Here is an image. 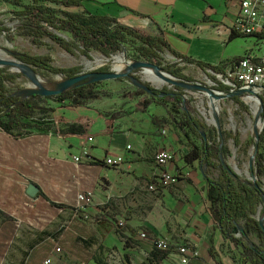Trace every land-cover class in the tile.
<instances>
[{"label": "crops", "instance_id": "crops-1", "mask_svg": "<svg viewBox=\"0 0 264 264\" xmlns=\"http://www.w3.org/2000/svg\"><path fill=\"white\" fill-rule=\"evenodd\" d=\"M14 1L0 0V19L18 7ZM86 10L162 38L182 57L225 70L238 57L264 58V39L233 32L238 7L232 0H84V8L68 9ZM238 44L244 48L236 50ZM166 50L173 62L201 71ZM66 110L37 115L40 127L15 132L19 137L0 130V264H42L49 256L55 264H97V258L105 264H182L184 247L197 252L186 255L189 264H252L215 222L208 166L191 160L192 146L202 143H180L167 104L131 109L116 121L91 106ZM74 126L84 127L77 135L69 133ZM84 145L93 162L77 165L74 158ZM162 149L172 153L165 170L178 182L152 193L147 187L160 176L154 157ZM119 156L125 160L119 169L104 164ZM32 184L39 188L36 198L27 194ZM88 194L92 200L85 206L78 197ZM113 213L126 221L124 238L110 223ZM142 232L168 242L161 261L140 240Z\"/></svg>", "mask_w": 264, "mask_h": 264}, {"label": "trees", "instance_id": "trees-1", "mask_svg": "<svg viewBox=\"0 0 264 264\" xmlns=\"http://www.w3.org/2000/svg\"><path fill=\"white\" fill-rule=\"evenodd\" d=\"M33 4L17 13V16L26 18L29 22V28H25V35L29 36L34 45H40V40L44 37H49L53 42L57 43L61 48L74 54L77 48L76 42L82 46L81 54L86 58H91L92 50L100 52L106 58H111L114 54L123 49L122 44L126 42L128 37L140 41L144 45V50L147 56H151L152 61L159 60V52L164 48L171 51L177 58L182 59L189 64H195L202 71L210 70L215 74H225L224 67H216L200 61H193L182 57L175 53L169 45L158 37H151L117 23L106 15H97L84 11V13L68 11L71 8H84V0H30ZM14 5L20 7L19 1H14ZM46 25L47 27H44ZM48 28L57 31L69 33L74 42L68 41L60 37ZM10 32V29L5 27L0 20V36ZM234 35L232 40L237 38ZM258 38L264 39V36ZM13 56L21 63L32 66L39 70L47 71L54 75H63L66 78H72L81 73V67L73 68H57L51 65L52 59L50 56L38 57L27 54L12 53ZM243 57L233 59L239 61ZM158 64V63H157ZM159 65V64H158ZM172 77L186 82H194L191 78L182 74L181 69H164ZM96 72H109L108 68H101ZM16 76L8 74L6 67L0 68V130L14 137L21 136L19 130H27L30 128L40 127L39 119L36 117L38 111L48 112L40 109L38 100L42 97L32 96L29 99H17L6 95V82L14 81ZM213 79V78H212ZM85 84L74 88L73 90L60 95L62 100H67L68 94H75L80 97H87L81 91ZM180 89V88H179ZM181 90V89H180ZM184 90V89H183ZM213 90L223 94H230V88L222 83H217ZM166 95L161 97V93ZM157 95H153L151 101H146L143 108L148 107L151 103L162 104L166 106L168 97H173L174 103L182 106L185 102L182 94L168 93V90L156 91ZM171 94V95H169ZM89 96V95H88ZM263 102V111L261 120L264 123V98H260ZM236 104H239L245 111H249L241 97H232ZM75 105V103L73 104ZM124 112H115L107 116L109 121H116L123 117ZM172 117V116H171ZM184 132L187 128L194 135H198L201 129H206V125L195 120L188 110L184 112V121L182 125H177ZM84 126H74L69 128V133H76ZM189 136L188 134L186 135ZM228 138H233L235 146L241 145L239 135H227ZM202 138V146H192L191 160L203 161L210 169H220L221 176L215 180L207 177L208 190L207 199L215 214L214 220L221 228L222 233L227 239L232 241L236 246L241 247L244 252V260L250 259L252 264H264V190L261 179L264 177V129L259 136L258 153L255 159V166L252 169V174L257 177L253 183L243 182L239 176H234L231 172L224 169L221 165V157L226 160L230 156V151L222 145L215 146V138L217 137L215 129L210 130L209 137ZM254 145V139L250 141L245 148V152L249 147ZM259 216V219H257ZM98 220V219H96ZM107 220V218H104ZM240 221L244 222V226L240 227ZM263 221V225H261ZM117 228V227H116ZM117 232L124 238L123 233L117 229ZM240 234V238L235 236ZM252 235H257L261 244L252 242ZM167 252V251H166ZM166 252H162L155 248L153 255L156 261H161ZM159 254V255H156ZM97 264H105L99 258L96 259Z\"/></svg>", "mask_w": 264, "mask_h": 264}, {"label": "rangeland", "instance_id": "rangeland-1", "mask_svg": "<svg viewBox=\"0 0 264 264\" xmlns=\"http://www.w3.org/2000/svg\"><path fill=\"white\" fill-rule=\"evenodd\" d=\"M21 3L22 6H20V8L12 7V10L6 12L0 19L4 23L5 27L10 29L9 33L0 36V59L6 58V61L25 65L17 60L12 53L17 52L38 57L50 56L52 59V66L57 68L81 67V73L96 72L101 68H108L109 71H111L117 70L119 67H122V72L124 73L126 72V68L129 64L147 62L161 67L164 75L169 77L172 76L164 69H181L183 75L194 81L192 82L193 84L202 85L212 91H215L213 90V87H216L217 83H222L220 75L215 74L210 70H193L192 67L182 66L178 62H173V58H171L165 48L159 52L158 62L152 61L151 56L146 55L144 45L140 41L131 37H128L126 42L122 44L123 49L114 54L111 58H106L96 50L91 51L90 59L86 58L80 52L82 46L79 42H76L77 48H75L74 54H70L61 48L49 37L42 38L40 40V45H34L31 38L25 35V28H29V22L26 18L17 16L18 12L29 7L32 2L30 0H21ZM44 27L47 26L44 25ZM48 30L53 31L68 41L74 42L72 36L67 32L57 31L51 28H48ZM242 48L244 47L239 46V44L235 46L236 50ZM117 58H121L122 62L118 63L116 61ZM25 66H27L29 70L45 77L49 84L44 88L49 90H55L59 83L67 79L63 75H54L47 71L36 69L32 66ZM6 68L8 69V74L16 76L14 81L6 82V95L8 97L21 100L28 99L31 92L38 90V87H33V81L28 75L22 72L21 69L15 67ZM144 75L145 74L142 73V71L132 73V76L141 78L144 85H153L147 81ZM171 79L176 82H180V80L174 77ZM153 87L157 88L158 91H164L167 89L168 93L182 94L185 100L182 106L175 104L172 99L173 97L170 96L166 102L173 114V117L175 118L173 123L175 127H177V125H182L185 110H188L195 120L207 127L206 129H201L199 136L194 135L186 128L185 133L190 136L188 138L186 134L183 133V130L179 128L180 143H196L200 145L203 142L200 134L203 138H207L209 137L210 130L215 129L217 137L215 138V142L213 141V144L215 146L222 145L227 147L230 151V156L224 160V163L226 165H230L237 172L243 182L253 183L257 180V177L252 174V169L255 166V159L257 155L255 145H251L247 152H245V148L250 141L255 139V132L261 131L263 122L261 120L259 123L257 118L261 109L260 104L258 110L255 112L254 103L248 101V98L251 95H244L241 98L242 102L249 107V111H245L239 104H236L233 100H231V98L226 97V94L218 91H215V95L223 98H214L209 94L200 91L180 90L169 83L160 87L153 85ZM81 91L87 96L86 98L76 96L75 94H68L67 97H69V99L67 100H62L60 96L52 98L42 97L37 103L40 109H44L45 111H54L56 109H63L67 111L66 107L81 108L91 106L104 116H110L119 111L126 112L138 107L143 108V104L146 101H151L152 99L150 94L136 87L130 78L105 81L96 84H85ZM253 97L260 100V97ZM262 97L264 98V94ZM212 102H214L213 104L219 108L218 113H213ZM74 103L75 105H73ZM44 113L45 112L41 111L37 113V115L40 117ZM230 133L232 135H239L241 141V145L239 147L235 146L233 138H228L227 135ZM262 155L264 157V151L262 152ZM252 160L253 163L251 164ZM206 171L207 175L215 180L219 179L221 176L220 169L208 168ZM261 182L264 190V177L261 179ZM115 217V213L110 214L108 217L113 226L117 227V223L119 222L124 223L126 226V221L123 218L119 217L118 220ZM257 219H259V216H257ZM239 225L240 227H243L244 222L240 221ZM236 235L238 236L237 238H240L239 233H236ZM251 240L255 244H261L257 235H252Z\"/></svg>", "mask_w": 264, "mask_h": 264}, {"label": "built area", "instance_id": "built-area-1", "mask_svg": "<svg viewBox=\"0 0 264 264\" xmlns=\"http://www.w3.org/2000/svg\"><path fill=\"white\" fill-rule=\"evenodd\" d=\"M238 7L237 19L233 26V32L243 37H259L264 36V0H232ZM220 75L222 84L230 88V92L234 93L240 90H251L253 95L261 98L264 94V58L257 59L251 55L244 56L239 61H232L229 69L225 70V74ZM166 134V131L163 132ZM131 147L128 146V150ZM173 159L172 153L169 150L162 149L154 157V161L160 170V176L156 184H149L148 190L152 193L159 192V187L167 185H175L178 182L177 177L170 175L165 167ZM74 161L77 165L93 162L89 146L84 145L81 149V156L75 157ZM125 160L123 157H107L104 164L110 169H119ZM78 200L81 204L88 206L91 204L92 195H80ZM85 208L81 207L80 210ZM85 219H89L88 216ZM117 229L125 232L126 226L124 223H117ZM140 240L144 243H149L153 248H157L162 252L169 250L167 241L153 236L147 232H142L139 235ZM182 255V264H189L190 258L197 256V252L191 247L179 249ZM42 264H55L53 257H46Z\"/></svg>", "mask_w": 264, "mask_h": 264}, {"label": "water", "instance_id": "water-1", "mask_svg": "<svg viewBox=\"0 0 264 264\" xmlns=\"http://www.w3.org/2000/svg\"><path fill=\"white\" fill-rule=\"evenodd\" d=\"M4 67H15L21 69L22 72H24L26 75L29 76V78L32 80V77L28 73V68L25 65H21L15 62H10V61H4L0 59V68ZM154 70L155 73L159 76H162L164 74L163 69L155 64L147 63V62H137V63H132L129 64L126 68V72L118 71V70H111L109 72H90V73H80L75 77L72 78H67L63 82L59 83L57 85V88L55 90H49L46 88L39 87L38 90L31 92L30 97L32 96H40V97H45V98H52V97H57L60 96L66 92H69L73 90L76 87H79L82 84H96V83H101L105 81H112V80H120V79H125V78H130L132 83L138 87L139 89L144 90L146 93L150 94L151 96L157 95L156 91H158L157 88H154L153 85H144L142 83L141 78H137L132 76V73H135L136 71H142L144 73L146 70ZM169 77V76H168ZM172 77L167 78V82L180 89L184 90H191V91H200L209 94L210 96L214 98H223L221 96L215 95V91H212L202 85L199 84H193L192 82H186V81H180L176 82L171 79ZM165 93H161L160 96L163 97L165 96ZM171 95V94H169ZM244 95H251L250 97H253V92L251 90H240L236 91L234 93L228 94L226 97L232 98V97H243ZM28 98V99H29ZM258 100V99H257ZM261 109L258 113V121L259 123L261 122V113L263 111V102L258 100ZM264 129V123L263 127L260 132L256 131L255 132V139H254V145H255V150L256 153H258V143H259V136L261 132ZM222 165L225 170L231 172L234 176H238L237 172L230 166L226 165L224 163V160L221 157ZM253 163V160L251 161V164ZM252 168V166H251ZM39 193V188L35 185H30L27 190V194L32 197L36 198ZM261 225H263V221H261Z\"/></svg>", "mask_w": 264, "mask_h": 264}, {"label": "bare ground", "instance_id": "bare-ground-1", "mask_svg": "<svg viewBox=\"0 0 264 264\" xmlns=\"http://www.w3.org/2000/svg\"><path fill=\"white\" fill-rule=\"evenodd\" d=\"M2 60H7L6 58H3ZM116 61L119 63V62H122L121 58H117ZM17 70V69H16ZM118 71H122V67H119L117 69ZM29 75L32 77V81H33V87H46L49 83H48V80L41 76L40 74H37L31 70H27ZM144 76L146 77L147 81H149L151 84L155 85V86H164V85H167V78H169L167 75H162V76H159L155 73L154 70H146L144 72ZM248 101L249 102H253L254 103V108H255V112L258 110L259 108V102L258 100L255 98V97H249L248 98ZM214 102H212V108H213V113H218L219 112V108L217 106H215L213 104ZM258 126V124H257Z\"/></svg>", "mask_w": 264, "mask_h": 264}]
</instances>
